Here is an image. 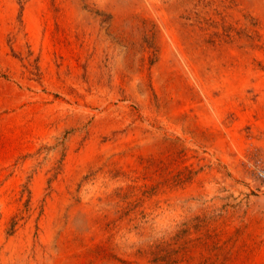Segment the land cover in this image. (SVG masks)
Here are the masks:
<instances>
[{
  "label": "rangeland",
  "instance_id": "obj_1",
  "mask_svg": "<svg viewBox=\"0 0 264 264\" xmlns=\"http://www.w3.org/2000/svg\"><path fill=\"white\" fill-rule=\"evenodd\" d=\"M264 0H0V264H264Z\"/></svg>",
  "mask_w": 264,
  "mask_h": 264
},
{
  "label": "built area",
  "instance_id": "obj_2",
  "mask_svg": "<svg viewBox=\"0 0 264 264\" xmlns=\"http://www.w3.org/2000/svg\"><path fill=\"white\" fill-rule=\"evenodd\" d=\"M259 177L264 181V170L259 172Z\"/></svg>",
  "mask_w": 264,
  "mask_h": 264
}]
</instances>
